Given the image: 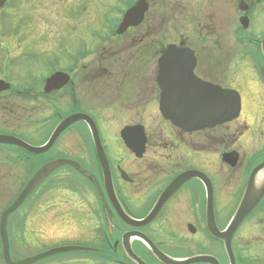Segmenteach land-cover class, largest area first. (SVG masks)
<instances>
[{
	"label": "flooded vegetation",
	"instance_id": "1",
	"mask_svg": "<svg viewBox=\"0 0 264 264\" xmlns=\"http://www.w3.org/2000/svg\"><path fill=\"white\" fill-rule=\"evenodd\" d=\"M48 1H53L49 13ZM105 1L113 0H27L21 23L24 28L14 18L15 9L23 2L6 0L0 7V205L6 202L0 219L40 169L66 161L9 217L8 229L12 218L25 211L38 195L44 207L55 211L43 215V223L45 218L57 223L71 219L78 223L80 239L96 243L84 247L88 253L77 255L76 264H165L156 251L171 261L209 257L215 264H230L224 243L210 234L208 222L213 218L220 233L227 229L250 174L264 162V157L255 165L244 161L254 152L246 149V132L254 140L264 137L263 38L247 32L264 9V0H211L210 8L201 2L199 9L209 11L211 22L209 28L203 25L206 20L202 16L193 19L199 28L193 32L199 36L196 45L184 39L160 37L153 18L157 9L154 0H146L148 11L142 21L119 35L125 14L139 0H114L118 7L107 3L104 10ZM216 1L226 7L225 21L227 16H234L235 24H240L232 40V57L238 58L240 46L251 53L243 67L245 77H238L236 70V75L230 76L236 60L224 63L204 57L208 30L217 33V50L227 49L222 47L223 24L211 7L216 8ZM185 12L189 15L188 6ZM186 20L191 34L194 27L190 16ZM244 22L248 29H244ZM63 26L74 32L81 30L87 38L76 44V51L61 46ZM170 47L188 56V60L177 62L179 69H174L173 61L172 70L164 72L160 61ZM191 57L195 58L193 71L189 69ZM22 64L28 69L18 81L15 71ZM202 83L240 94L239 119L247 117L243 127L237 119L214 129L186 133L164 118L161 107L165 88L178 96L187 95L200 91ZM246 89L252 91L253 98H248ZM79 114L84 118L53 139L64 121ZM118 127L123 129L118 131ZM125 128H137L130 141L136 144L145 139L143 151L126 147L122 140ZM96 137L102 158L96 150ZM52 141L40 153L17 143L43 149ZM227 155H236V165L224 161ZM241 169L247 177L240 194ZM4 191L7 194L3 195ZM114 200L129 219L139 223L153 219L133 227L119 215ZM229 203L234 209L225 213ZM19 218L26 225L31 216L22 213ZM249 219L236 232L233 249ZM132 233L135 237L129 245L135 259L126 247V238ZM234 255L238 264L235 250Z\"/></svg>",
	"mask_w": 264,
	"mask_h": 264
},
{
	"label": "rangeland",
	"instance_id": "2",
	"mask_svg": "<svg viewBox=\"0 0 264 264\" xmlns=\"http://www.w3.org/2000/svg\"><path fill=\"white\" fill-rule=\"evenodd\" d=\"M20 4L19 9H15V22L22 23L24 19V7L26 6L25 3L27 0H18ZM99 2H102L103 0H98ZM152 1V0H151ZM187 1V2H186ZM53 3V1H51ZM50 1L46 2V7H48L47 12L49 13L50 8ZM113 1H105L103 9L105 10V5L107 3H111V5H116L118 7L117 2ZM157 3L156 7V13L153 16L155 18V21L158 24V27L160 29V37L168 38V39H184L189 44H198V35L194 34V31H198V26H195V22L193 19L195 16L203 17L206 21L203 23L204 26L210 28V22H211V15L209 11L207 10H201L199 9L200 3L204 2L208 8H210V2L211 0H154L152 1ZM17 3V1H16ZM263 3V2H262ZM103 6V4H100ZM214 5L216 8L212 5L213 12L217 11V20L221 22L223 25V28L221 29V35L223 41V46L227 49L224 52H219L217 50V47L215 46L217 33H215V30H208L206 31V41L207 45L204 47V57L212 58V59H219V61H223L224 63L229 62L230 59L232 61L236 60V65L233 69H230V76L236 75L235 73L238 72V77H245L246 75L242 72L245 68L244 65L249 62L248 55L251 58V53L247 51L246 48L240 46L238 47L239 53L238 58L233 59V50H234V42L232 41L235 34V29L239 27L240 24H235L234 16L230 17L227 16L226 18L228 21H225L224 16L226 10L224 6L219 1L214 2ZM224 5V4H223ZM185 6L189 7V15L185 12ZM223 7L220 8L219 7ZM45 7V8H46ZM41 10H43L41 8ZM96 11V10H95ZM44 12V10H43ZM232 15L235 13L231 12ZM115 16H117V12H113ZM209 14V15H208ZM190 16L192 20V27H194V30L192 31L191 28V34L189 33V30L186 26L187 20L186 17ZM222 19V20H221ZM21 21V22H19ZM66 21V20H65ZM256 22L250 26L248 33H252L254 38H263L264 36V9L260 10V13L256 17ZM224 22V23H223ZM22 28H24V25L21 24ZM71 27H65L63 26L59 38H60V44L61 46H68L73 51L75 50L76 44L80 41H86L87 38L85 37L84 33L82 31H73L70 30ZM174 30V33L172 31ZM219 33V32H218ZM169 34H173L169 35ZM202 35H204V32H201ZM164 38V39H165ZM162 40V39H161ZM213 42V44H212ZM210 44V45H209ZM232 50V51H231ZM231 57V58H230ZM208 59V58H207ZM230 63L227 64L226 67H229ZM28 69V66L24 67L22 64L20 67L17 68V71H15V77H17L18 81H21L25 76V70ZM237 72H236V71ZM249 73L252 72L251 66L248 71ZM237 89L239 92L243 93L241 90V86L238 85ZM248 90L246 89V94ZM252 91L248 92L247 96L248 98H253V95H250ZM259 98V95H258ZM252 119L249 117V121ZM245 121H247V117L243 116L237 124L240 127H243L245 124ZM252 122H250V125ZM256 125H253V128L255 129ZM123 129L122 127H118V131ZM261 135V134H260ZM247 142L248 145H246V149L250 151V149H254V152H251L253 157H250L246 155V160L244 161L252 162V165L260 162L264 157V137L262 136L260 140H254L255 137L252 136V134L247 133ZM215 149L213 148V151ZM262 157V158H261ZM251 164V163H250ZM239 179H240V185L239 190L241 194V184L242 181H244L246 175V171L240 170L239 172ZM7 194V191L3 192V195ZM224 196L226 198V192H224ZM36 201L33 200L31 202V205L26 207L25 211L21 212L20 215H16L14 218H12V221L10 223V243H11V256L12 260L15 262L23 261L28 258L35 257L37 255L46 253L52 249H58L63 247H92V245H96L94 241L87 242L83 239L79 238V226L77 222H72L71 219H69L66 222L57 223L51 218H45L47 221L43 223V219L41 218L43 215H53L55 214V211L53 209H48V207H44L43 203L41 204V199L38 198V195H36ZM5 200V198H2ZM241 199L239 198V201ZM226 200L224 199V203ZM234 202V201H232ZM228 203V202H227ZM235 204V203H234ZM233 204L229 203L228 211L225 213H230L234 207H232ZM6 206V202H1L0 205V213ZM30 207V212H29ZM22 213L29 214L31 216L30 222L26 225H23L24 220L22 218H19L22 216ZM224 213V215H225ZM73 220V219H72ZM225 224V223H224ZM93 243V244H92ZM234 250L237 256L238 264H264V202L261 205V207L254 213V215L249 219V221L242 227V229L239 231L237 236V242L234 245ZM84 253L88 252H74V253H68L63 254L59 256L52 257L51 259L39 262L37 264H76L78 262L77 255H83ZM0 264H4L2 260V250H1V243H0Z\"/></svg>",
	"mask_w": 264,
	"mask_h": 264
},
{
	"label": "water",
	"instance_id": "3",
	"mask_svg": "<svg viewBox=\"0 0 264 264\" xmlns=\"http://www.w3.org/2000/svg\"><path fill=\"white\" fill-rule=\"evenodd\" d=\"M6 0H0V7H3ZM148 10V5L145 0H140V2L132 8L125 15L124 20L118 30V34H123L127 29L132 26H136L140 23ZM245 28H247V23H244ZM175 47H170L166 54L160 61L161 71H170L172 67L171 63L174 61L175 68L179 69L177 66V62L185 63L188 60V56L183 55V53H179L178 51H174ZM262 51L264 53V39L262 42ZM192 65L189 67L190 71H193L195 65V58L191 57ZM161 112L164 118L171 122V124L181 129L186 133H194L197 131L205 130V129H214L220 125L232 122L239 118L241 113V98L240 95L235 91L223 90L220 87L213 86L210 84L202 83L201 90L196 92H191L187 95H176L170 93L167 88L164 89L163 101ZM83 115H74L64 121V123L58 128L53 139L60 134L68 125L77 120L83 119ZM137 128H127L122 133V138L126 144V146L133 151H143L145 146V139L140 142H136L133 144L130 141V135L136 134ZM143 137V136H142ZM10 143H16L14 141H6ZM96 150L98 151L99 156L102 158L101 153L102 147L100 144V140L96 137L95 140ZM21 144L26 149L30 150L32 153H40L46 150L52 143L50 142L46 148L43 149H32L26 146L23 143L17 142ZM224 161L229 163L230 165H236L237 158L236 155H227L224 156ZM68 163L66 161H58L52 164H49L42 169H40L31 179L27 187L23 190L21 195L18 197L16 202L7 209L2 215L0 221V239L3 250V259L6 264H36L46 258L63 254L69 252L76 251H84L85 248L81 247H63L59 249L50 250L44 254L37 255L32 258L25 259L20 262H13L10 254V242L8 236V219L9 216L14 213L26 199H28L34 191L38 188V186L52 173L57 167ZM79 171L85 174V171L81 169L80 166L75 165ZM193 173L186 174L183 177L187 179L191 177ZM109 188V186H108ZM110 191V190H109ZM171 191V190H170ZM111 192V191H110ZM170 193V192H169ZM168 193V194H169ZM264 199V162L256 167L248 180L245 193L240 202V205L229 225L227 230L223 233H220L215 228V223L213 218H209L208 226L210 234L221 240L224 243V247L229 257L230 264H236L235 258L232 249V241L233 238L240 228V226L253 214V212L258 208L261 202ZM115 208L119 215L126 221L129 225L136 227L139 225H144L149 223L153 218H148L143 223H139L135 220L129 219L122 210L120 209L118 203L114 200ZM135 237V233L129 234L126 238V247L129 251L131 257L135 259V256L131 252L129 240ZM159 259L165 264H194V263H207V264H215V261L209 257H195L186 261H171L163 256L161 253L156 251Z\"/></svg>",
	"mask_w": 264,
	"mask_h": 264
}]
</instances>
